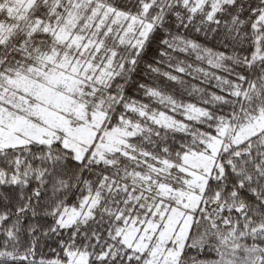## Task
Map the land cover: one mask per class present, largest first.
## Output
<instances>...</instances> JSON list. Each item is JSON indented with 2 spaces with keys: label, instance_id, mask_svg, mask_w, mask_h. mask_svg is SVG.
<instances>
[{
  "label": "trees",
  "instance_id": "trees-1",
  "mask_svg": "<svg viewBox=\"0 0 264 264\" xmlns=\"http://www.w3.org/2000/svg\"><path fill=\"white\" fill-rule=\"evenodd\" d=\"M93 2L145 14L152 24L140 47L116 48L110 76L91 91L106 115L103 128L137 123L140 132L130 142L177 164L201 151L223 120L238 128L264 114V55L256 57L264 50V0H226L214 11L207 1L198 9L186 0ZM66 6L67 0L56 7L54 0H37L29 18L0 41V83L52 51L54 35L42 25L54 26ZM36 20L41 28L32 30L28 22ZM187 105L206 115L185 117ZM131 106L169 114L184 129L157 124ZM92 153L90 147L78 159L59 141L0 150V264H74L81 258L84 264H150L151 248L138 250L123 237L131 224L138 226L134 221L152 214V193L139 179L145 166L121 155L103 163ZM91 200L88 219L59 223L63 210ZM189 229L172 264H264V128L218 153Z\"/></svg>",
  "mask_w": 264,
  "mask_h": 264
},
{
  "label": "rangeland",
  "instance_id": "rangeland-1",
  "mask_svg": "<svg viewBox=\"0 0 264 264\" xmlns=\"http://www.w3.org/2000/svg\"><path fill=\"white\" fill-rule=\"evenodd\" d=\"M36 1L0 0V41L29 18ZM62 1L54 0V7ZM206 1L214 11L226 0H186L195 9ZM67 4L63 14L57 11L54 26L42 25L43 31L50 30L54 35L52 51L26 72L6 76L0 83V150L32 141H59L78 159L93 147V156L103 163L112 164L109 156L121 155L144 165L146 171L139 173V179L143 189L145 186L152 193L147 199L153 200L148 206L152 214L147 220L134 221L138 226L131 224L123 237L138 250L151 248L150 264H172L188 237L192 211L201 202L218 153L262 130L264 114L238 128L223 120L218 134L206 138L201 151L188 152L177 164L139 149L129 140L140 132L139 124L125 120L117 127L103 128L106 115L100 109L97 93L91 91L110 76L116 48L123 44L140 47L152 24L145 20V14L132 16L93 0H67ZM28 26L39 29L41 21H30ZM263 55L264 50L258 51L256 57ZM131 108L157 124L184 129L169 114ZM182 108L187 118L198 120L206 115L205 110L193 105ZM95 201L79 209L63 210L59 223L67 226L88 219ZM79 261L73 263H85L82 258Z\"/></svg>",
  "mask_w": 264,
  "mask_h": 264
}]
</instances>
